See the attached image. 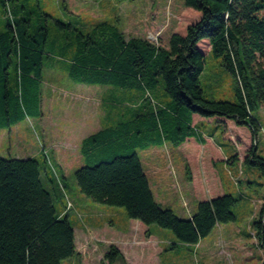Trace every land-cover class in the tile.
Returning <instances> with one entry per match:
<instances>
[{"label":"trees","instance_id":"trees-1","mask_svg":"<svg viewBox=\"0 0 264 264\" xmlns=\"http://www.w3.org/2000/svg\"><path fill=\"white\" fill-rule=\"evenodd\" d=\"M33 1L0 0L4 23L0 30V129L13 127L27 115H41L43 71L52 55L50 49L59 47L73 54L71 63L64 66L73 81L120 88L142 100L130 120L121 122V134L115 127H106L82 140L85 164L74 173L82 193L96 202L123 207L129 219L170 229L186 244H198L218 224L234 221L233 207L239 199L229 193L198 201L186 219L162 207L137 149L166 142L178 147L191 137L204 144L200 126L193 124L194 114L233 120L256 137L262 128L256 113L264 104V0H184L201 17L188 25L185 34L173 33L167 47L142 37L128 38L107 20L85 29L79 21L54 19L60 38L57 33L52 38L47 19L52 16L43 11L41 0ZM203 41L230 74L234 100L205 94ZM156 94L169 99L159 105ZM120 146L125 153L100 156V151ZM256 146L245 163L264 171V158L256 154ZM238 159L234 154L229 163L236 164ZM45 173L34 157L0 155V264H63L79 254L66 209L68 184L59 172ZM44 177L65 192L62 211L56 208ZM254 227L264 249V202ZM104 259L109 264L118 260L128 264L115 244Z\"/></svg>","mask_w":264,"mask_h":264},{"label":"rangeland","instance_id":"rangeland-1","mask_svg":"<svg viewBox=\"0 0 264 264\" xmlns=\"http://www.w3.org/2000/svg\"><path fill=\"white\" fill-rule=\"evenodd\" d=\"M41 4L43 11L52 16L47 18L52 26V38L56 33L60 38V32L54 27V19L79 21L85 29L107 20L115 23L128 38L142 37L167 47L173 33L185 34L188 25L201 17V12L186 7L184 0H41ZM3 27L0 16V30ZM57 43H60V39ZM200 47L207 55L201 74L205 94L216 100H234L230 74L220 65L219 59L209 54L210 47L206 41L201 42ZM50 50L52 55L46 61L40 83L42 113L39 116L27 115L13 127L0 129V155L6 158L34 157L40 161L44 174L46 162L54 173H58L52 159L59 162L67 148H71L72 152L77 150L78 153L73 154V163L69 162L70 165L63 169L66 175L64 181L68 184L65 189L67 202L71 203L69 217L73 225L77 228L82 226L86 231L89 227L86 226L87 222L96 226L105 224L98 235L87 231L90 237L93 236L92 240L82 242L89 246L90 260H93L89 264H109L105 259L102 263L100 256L111 244H118L119 231L135 230L134 224L139 220L129 219L123 207L96 202L80 191L74 173L85 164V161L79 160L81 137L96 132L97 128L92 125L83 129L78 136L73 134L72 138L77 142L67 146L69 131H77L79 127H76L75 118L68 125L65 116L68 112L75 116L76 104L81 98L78 93L82 91L89 95L85 99L93 103L94 118L96 113L101 121L100 128L115 127L121 134V122L130 120L133 112L142 105V100L134 98L133 92L120 88L90 86L73 81L64 68L71 63L73 54L59 47ZM155 97L159 105L169 99L166 95L159 97L156 94ZM104 114L108 116L102 118ZM198 116L202 118L200 127L204 132L212 133L214 140L207 137L205 145H192L188 151L185 147L177 148L166 143L161 147L137 149V153L149 177L155 199L162 207L170 208L186 219L194 213L198 201L229 193L239 199L233 207L236 219L218 224L198 244L181 243L170 229L158 224L147 225L150 233L163 241L161 246L164 251L154 255L150 248H133L130 244L127 249L130 250L133 264H261L264 259V249L258 244L254 227V219L258 217L264 202V171L260 166L245 163L254 144L257 145L256 154L264 158V104L256 113L262 126L256 137L247 126H238L232 121L212 122L210 118ZM113 151L125 153L121 146L99 153L103 157ZM234 154L239 157L237 163H229L230 156ZM50 173L52 176L53 173ZM160 178L163 180L159 181ZM44 181L53 194L56 208L62 211L65 192H61L45 177ZM91 212L95 213L97 222L91 220ZM115 264L123 263L118 260Z\"/></svg>","mask_w":264,"mask_h":264},{"label":"crops","instance_id":"crops-1","mask_svg":"<svg viewBox=\"0 0 264 264\" xmlns=\"http://www.w3.org/2000/svg\"><path fill=\"white\" fill-rule=\"evenodd\" d=\"M90 86H93V85H90ZM80 92L81 93H78V94H79V97H81V98L78 101V103L76 104V111L77 112L75 113V116H73V114H71V112H68V115L65 116L67 121H68V125H70V121L73 120V118H75L76 119V127H79V129L77 131H74V129L69 131V133H68L69 140H68V142H66L67 146H70L69 144H71V143L77 142L76 140H74L72 138L73 134H77V136H78L79 133H82L84 131L83 129L91 128L92 125L96 126L95 128H97V131H99V130H101L103 128V127L100 128L101 121L98 118V115L96 113H95L96 118H94L93 103H91L88 99H85V98H89V95H86L82 91H80ZM84 96H86V97H84ZM107 116L108 115L104 114L102 118H104V117L106 118ZM215 120H218V121H220L222 123L226 122V121L234 122L233 120H229V119L214 118V117L210 118V121H212V122H214ZM201 121H202V118L199 117L198 114H194L193 115V124L194 125L200 126ZM201 131L203 132V137L206 140V142L204 144L199 143L195 138L191 137V138H188L182 145L178 146L177 148L185 147V149L188 151V150H190L189 147L192 146V145H195V144L196 145H205L207 143V137H209L210 139L214 140L212 133H206V132H204L202 130V128H201ZM93 133H95V132H93ZM93 133H91V134H93ZM91 134H89V135H91ZM89 135H87V136L84 135L83 137H81V142H82V140L84 138L88 137ZM81 142H80V145H81ZM166 143H169V142H166ZM165 144H163L162 146H164ZM219 144L221 145L222 143L219 142ZM159 147H161V146H159ZM150 148H152V147H150ZM64 153H65V156H63V155L60 156V161L59 162L57 160L54 161L53 159H52V162L58 168L59 173L61 175H63L64 178H65L66 175H65V172H64L63 169H64V167H67L68 165H70L69 162L73 163V159H72L73 158V154L75 155V153H78V152H77V150L75 152L74 151L72 152L71 148H67ZM80 154H81V149H80ZM81 159L83 160L82 154H81V156H79V160H81ZM62 162H63V164H62ZM49 166H50L49 163L46 162V166H45V172L46 173H45V175H47V176H51L50 171L53 173V171L50 169ZM162 180H163V178H160L159 181H162ZM90 214H91V216H93L91 220L93 222L94 221L97 222L96 217H95V213L91 212ZM95 224H97V223H95ZM104 225L105 224H103V223H100L99 226L89 225L88 222L86 224V226H89V227H87L88 228L87 231L88 232H90V231L93 232V235L100 234L101 233L100 232L101 229L103 227H105ZM134 226H135V230H133V228H131V229H127V231H125V232L119 231V234H121V235H119L120 240L118 241L117 245L119 246V249L124 254L128 264H133L132 255L130 253V250L127 249L130 246V244H132L133 248H135L136 246L144 247V248H150V250L152 251V253L154 255H159V254H161L164 251V248L161 246L163 241L159 240V239H156L155 236L150 233V228L146 224L138 221V222H136L134 224ZM74 230H75V239H76L77 251L79 252V254L73 256L72 258H69V259L65 260L63 262V264H89L90 261H93L92 258L90 260L89 246L88 245H84L82 240L83 241L87 240L88 242H90L92 240L93 236L90 237L89 233L86 230H84L82 228V226H79V228H77L74 225ZM131 237H133V238H131ZM89 239H90V241H89ZM100 259L102 260V263H103L104 262L103 261L104 260V255L100 256Z\"/></svg>","mask_w":264,"mask_h":264},{"label":"built area","instance_id":"built-area-1","mask_svg":"<svg viewBox=\"0 0 264 264\" xmlns=\"http://www.w3.org/2000/svg\"><path fill=\"white\" fill-rule=\"evenodd\" d=\"M70 206H71V203L68 201L67 202V208L66 209L68 210V208H70Z\"/></svg>","mask_w":264,"mask_h":264}]
</instances>
